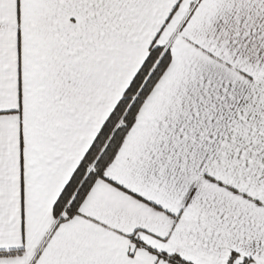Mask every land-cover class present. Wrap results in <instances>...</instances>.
I'll list each match as a JSON object with an SVG mask.
<instances>
[{
	"label": "snow or ice",
	"instance_id": "1",
	"mask_svg": "<svg viewBox=\"0 0 264 264\" xmlns=\"http://www.w3.org/2000/svg\"><path fill=\"white\" fill-rule=\"evenodd\" d=\"M0 264H264V0H0Z\"/></svg>",
	"mask_w": 264,
	"mask_h": 264
}]
</instances>
